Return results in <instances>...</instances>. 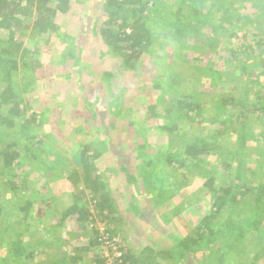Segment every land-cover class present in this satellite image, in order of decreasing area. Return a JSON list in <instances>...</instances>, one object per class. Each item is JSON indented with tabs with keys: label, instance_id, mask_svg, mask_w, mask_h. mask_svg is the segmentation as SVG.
I'll return each instance as SVG.
<instances>
[{
	"label": "trees",
	"instance_id": "trees-1",
	"mask_svg": "<svg viewBox=\"0 0 264 264\" xmlns=\"http://www.w3.org/2000/svg\"><path fill=\"white\" fill-rule=\"evenodd\" d=\"M71 1L0 0V198L3 195L13 200L9 212L0 201V216L4 212L7 216L0 218V226L12 217L5 230L0 227V251L4 250L0 264H81L87 252H92L89 264H203L207 258H211L207 264H228L227 255L233 261L230 264H264V150L256 159L248 153L259 138L264 142V130L256 137L242 118L241 109L249 102L248 111L258 121L264 120V0H250L260 12L256 31L233 23L236 4L248 0H80L84 5L73 37L62 33L56 23L58 14L69 13ZM207 5L203 14L202 8ZM224 23L231 24L228 36L234 39L227 48L225 63L245 73L250 58L255 61L260 57L263 61L257 72L261 74L256 79L258 83L249 87L252 93L246 96L250 99L247 103L232 92L235 87L221 91L208 103L199 96L200 92L188 89L191 80L184 79L179 68H173L187 61L182 51L176 52L180 45L184 46L207 25L211 27L208 39L209 33ZM29 29L35 44L46 35L44 43L54 37L61 42L71 40L59 62L67 64L68 71L76 73L77 86L85 88L86 104L82 106L86 112L84 119L80 116L79 127L96 121L99 133L108 131L103 145H107L105 149L112 157L108 165L111 171L103 166L104 149L90 136L92 129L88 128L84 135L80 128L74 129L68 154L49 143L51 134L45 133V137L35 133V126L44 124L46 109L28 114L29 99L22 94L51 65L41 60L39 46L25 47L17 39L16 32L26 34ZM157 33L169 45L158 41ZM157 42L160 51L166 53L161 57L168 65L161 73L151 68L158 61ZM213 43L214 40L205 45ZM165 44L170 52L163 48ZM143 55L147 59L141 64ZM106 57L114 58L109 68L104 64ZM95 59H105L104 67L87 70L91 79L86 83L84 66L90 67V60ZM113 68L131 70L132 79L137 78L135 83L130 82L136 91L134 98L146 101L144 120L156 119L155 128L167 139L177 136L175 143L150 146L144 129L136 132L135 140L129 139L124 127L113 120L104 92L108 79L113 77ZM250 71L245 75L254 83L255 72ZM204 74L212 85L224 82L220 69L207 65ZM247 91L248 88L241 92ZM208 108L212 113L206 117ZM234 111L237 113L233 115ZM203 121L216 127L207 132ZM188 125L191 127L186 128ZM228 126L235 138L232 144H226L222 137ZM35 170H39L38 174L31 176ZM111 174H120V191L109 190L107 177ZM191 174L199 184L200 193L193 197L202 211L193 231L174 236L170 246L159 250L150 244L136 249L125 242L118 223L137 218L156 226L159 215L164 214L158 208L185 187ZM59 186L74 191L65 195ZM127 198L132 201L126 202ZM204 199L206 204H202ZM96 219L104 226L103 231L97 228ZM68 221L89 232L84 233L85 246H71L65 236L61 237L59 233L65 232ZM117 236L121 238L116 248L119 255L108 262L100 245ZM226 236L230 240L223 246L220 240ZM61 241L71 248L69 254H53L57 255L53 260L41 257L49 245Z\"/></svg>",
	"mask_w": 264,
	"mask_h": 264
},
{
	"label": "rangeland",
	"instance_id": "rangeland-1",
	"mask_svg": "<svg viewBox=\"0 0 264 264\" xmlns=\"http://www.w3.org/2000/svg\"><path fill=\"white\" fill-rule=\"evenodd\" d=\"M172 0H167V2H171ZM80 2V0H72L71 1V9L69 13L64 14H58L56 17V23L60 24L61 26V32H65L74 36V30L75 28L80 26V22L78 19L79 12L82 10V6L84 3ZM164 6L167 5L166 3L163 4ZM162 5V6H163ZM238 6V9H233L234 14L236 15L233 19V23L236 26H242L246 29H250L251 31H256L255 28L257 25H260L258 22L260 19L258 11V5L254 3L253 1H245V2H238L236 4ZM208 5L204 6L202 8V13H206L208 10ZM235 7V4H234ZM206 15V14H205ZM210 26L207 25V28H203L201 33H197L196 37H192L188 39V42L184 44V46L180 45L178 51H182L184 53V59L187 61H182V65H186V67H182V65H178L177 63L173 65V68L180 69L179 71L184 76V79L191 80V84L188 85V89L190 90H196V92H200L199 96L208 101L210 103L211 99H214L218 96L221 91L226 92L227 90H230V87H235L233 93L239 98L244 100L246 103L250 101L246 96H248L250 93H252V89L249 90V87H255V85L258 83L256 82V79L258 77L257 72L260 69L259 67L263 64L261 61V58H264V55L259 57L254 61L250 58L247 67L245 68V73L242 71H239V68L235 66L228 65L223 60L224 57H227L228 50L227 48L231 46L234 42V39H231L228 35L230 34L231 24L230 23H224L222 25V28L216 29L214 31H211L209 33L208 39L206 38V35H208V32L210 31ZM26 34L24 32H16L15 35L18 40L23 41V46L32 48L33 46H39V56L41 60L47 62L49 65H51L46 73L33 85L32 88L28 91L22 94V96L26 99H29V105L32 107L28 108L27 113L31 114L33 111L42 110L45 108V114H44V124H38L35 126V133H39L41 136L47 137L48 135H45V133H49L52 136V139L49 140V143L55 144L57 147V150L68 154V149H71V137L73 136L74 129L80 128V134L84 135L86 130L90 128L92 129V132L90 133V136L92 135L99 143H101L103 149H104V155L101 157V161L103 163L104 168H108V165L112 162V157L109 154V151L105 149L107 148V145H103V142L108 139V135L106 133H99V124L98 122H94V124H88V125H82L79 127V119L80 116L84 119V108L83 104H86V101L83 98L84 94V87L81 86L78 87L75 83V72H69L67 64H62L59 62L62 58V54L66 52L68 45H71V40L68 39L65 42H61L57 40V38H52L53 40L49 43H44L43 40L46 38V36H43L40 38L39 43H36V40H33L30 38L31 29L26 30ZM159 34V33H157ZM251 35V33H250ZM158 41L161 40L163 43L166 42L163 35H158ZM214 40V43L212 45H205L206 42H212ZM68 42V43H67ZM166 44L169 45V43L166 42ZM163 45V48L165 50H168L166 52H170L168 45ZM195 44V47L192 45ZM209 44V43H207ZM205 45V47H204ZM155 47H159L160 51V44L157 42ZM162 48V49H163ZM173 49H171L172 51ZM257 52H259V48H256ZM161 52V53H160ZM158 56V61L154 62L152 65V70H159V73L161 71L165 72L166 67L168 66L167 63L164 62V55H166L165 52L160 51ZM168 54V53H167ZM163 56V58L161 57ZM253 55L245 56V57H252ZM146 55H143L139 61H141V64L146 61ZM108 58V61L104 64H106L105 67L109 68L112 66V62L114 61V58ZM166 59V58H165ZM182 59V58H181ZM105 60V59H104ZM103 60V61H104ZM103 61H98L95 59V61L90 60V67L84 66V77L86 83L89 82L91 79L90 76L87 74V70L92 71L94 68H103L104 64ZM254 61V62H253ZM253 62V63H252ZM146 63V62H145ZM252 63V64H251ZM264 63V62H263ZM212 66L216 69H220V72L222 73L224 77V82L218 83L215 85L210 84V78L209 76L204 74V66ZM189 66V68H188ZM196 67H199V69H195ZM92 69V70H91ZM262 69V68H261ZM250 70H254L255 72V82L249 81V78L247 77V72H251ZM131 70L128 69H122V68H113V77L108 79L107 84L105 85V94L107 98L106 102V108H108V112L110 115H113L114 121L121 126H123L127 131V136L129 139L135 140L136 132L140 131V129H144L146 135L148 136V143L150 146H157V145H165L175 143L178 140V137H172L171 139H167L168 137L166 134L160 133L158 129H156V125L158 121L156 119L151 120H144L143 118V111L145 108V102L142 100L136 101L134 96L136 94L134 86L130 84V82L135 83L134 78L132 79V74L130 72ZM53 73L52 77L50 76ZM208 74H211V72H207ZM232 78V80H230ZM137 78H135L136 80ZM248 88L247 92H241L244 91V89ZM180 91V88L176 90V92ZM249 102L246 106H243L241 108L244 111V114H242V118L245 119V121L248 124V129L253 130V134L257 137L256 133H260L264 130V120L258 121V119H255V116L248 111ZM25 105V104H24ZM209 110L206 111L205 116L209 117L212 111L211 108H208ZM86 112V111H85ZM230 113V112H229ZM237 113V111H234L233 115ZM83 115V116H82ZM245 115L246 118L243 117ZM110 118H106V125L109 124ZM237 124H239L237 122ZM95 127H94V126ZM203 126H205V131L208 129H213L216 127L214 123H206L203 121ZM191 127L188 125L186 128ZM229 127V126H228ZM230 128H226L227 132L224 133L222 136L223 139L226 140V144L233 143L234 142V135H230ZM107 130V129H106ZM208 132V131H207ZM253 140L256 141V138L253 136ZM169 142V143H168ZM253 147L249 150V154L256 158L261 155L262 149L264 150V142L262 139H258L257 143L252 145ZM261 149V150H260ZM208 160H210L211 157H207ZM71 159V158H70ZM110 168V167H109ZM108 168V169H109ZM112 168H110L109 171H111ZM39 170H35L32 172L31 176H35L38 174ZM192 174L194 173V168L190 170ZM49 173V172H47ZM191 174V179L189 182L186 183L185 187L182 188L181 191H179L176 194H171L170 197L166 199L165 204L160 206L158 209H161L163 215H159L158 220L156 221V226L151 225L150 223L147 224L144 222L145 220H139L137 218H131L132 220L129 222H126L124 224L118 223V225L121 226V231L119 232L121 236H125L126 241L130 243L134 248L140 249L144 245L150 244L153 246L154 249H162L166 248L171 245L172 240L175 239L174 236L177 235H186L187 231L190 232L193 231L197 216L201 215V212L198 209V205L195 203V199L193 196H195L194 193H200L198 191V181L195 180V178ZM108 175V174H107ZM38 176L34 182L38 185L39 183ZM64 182V181H63ZM62 182V183H63ZM108 182V188L111 191L115 190H121L122 187V179L120 174L117 176L107 177ZM65 185V184H63ZM65 192V195L69 194L72 190L74 191V188H63V186H59V189ZM116 194V193H115ZM192 194V195H191ZM8 197V196H7ZM3 195L0 198V201L3 202L4 208L6 212L12 211V205L10 204V201L8 198H6ZM62 198V197H61ZM171 199V203L169 202ZM130 198H127L126 202H130ZM132 201V200H131ZM170 203V205H168ZM194 203L193 205H191ZM207 201L204 199L202 201V204H206ZM199 204V203H198ZM201 204V203H200ZM7 207H6V206ZM196 205V206H195ZM206 206V205H203ZM167 210L166 212L163 210ZM204 209V207H203ZM6 212L3 213V216H0V218H5ZM12 218V217H11ZM7 219L5 224H2L0 226L2 230H5L4 228H7V224H9L10 219ZM130 220V219H129ZM144 220V221H143ZM65 232L59 233L61 237L65 236L64 238L68 241V244L71 242L72 245H78V246H85L86 244V237L84 233H89L88 231L80 230V228L76 225L74 221H68L66 224ZM96 226L99 228L100 231H103L104 226L99 222L98 219H96ZM157 226L159 228H157ZM170 229V230H169ZM171 233H170V232ZM119 234V235H120ZM104 235V234H103ZM230 236V235H229ZM229 236H226L224 240H220V244L223 246L226 244L227 241H229ZM264 237V236H263ZM262 237V238H263ZM120 237L117 236V238L111 239V240H104L103 243L100 245V248L102 250V255L107 258L108 262L114 261L115 255H116V248L119 246L117 242L120 241ZM74 241V242H73ZM57 244L55 242L52 246L49 245L41 254L42 258H46L49 260H53L56 258L57 255H63V254H69L71 248H67L63 244V241ZM226 246V245H225ZM52 249H56L55 251ZM225 250V249H224ZM4 251V250H2ZM0 251V253L2 252ZM229 252V251H228ZM58 253V254H57ZM57 254V255H53ZM83 254V253H82ZM230 254V253H228ZM92 255V252H87L83 254V260L81 261V264H89L90 263V257ZM206 255V254H205ZM230 255H227V263H232V259L229 258ZM208 260L204 261L203 264H207L211 262V258H207ZM174 264H183V262H174Z\"/></svg>",
	"mask_w": 264,
	"mask_h": 264
},
{
	"label": "built area",
	"instance_id": "built-area-1",
	"mask_svg": "<svg viewBox=\"0 0 264 264\" xmlns=\"http://www.w3.org/2000/svg\"><path fill=\"white\" fill-rule=\"evenodd\" d=\"M115 251H116V255L115 256H118L119 255V252L117 250H115Z\"/></svg>",
	"mask_w": 264,
	"mask_h": 264
}]
</instances>
